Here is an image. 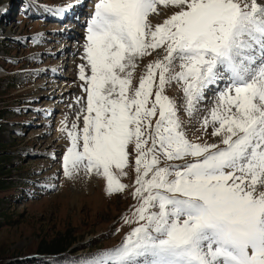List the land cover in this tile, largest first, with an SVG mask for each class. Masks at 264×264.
I'll list each match as a JSON object with an SVG mask.
<instances>
[{
	"label": "snow or ice",
	"instance_id": "6c2138e0",
	"mask_svg": "<svg viewBox=\"0 0 264 264\" xmlns=\"http://www.w3.org/2000/svg\"><path fill=\"white\" fill-rule=\"evenodd\" d=\"M158 6L179 10L153 24ZM86 41L64 175L95 172L121 192L134 152L138 204L124 219L137 226L73 264H264V0H98ZM173 81L189 116L217 89L201 128L218 143L188 139Z\"/></svg>",
	"mask_w": 264,
	"mask_h": 264
},
{
	"label": "rangeland",
	"instance_id": "374dc122",
	"mask_svg": "<svg viewBox=\"0 0 264 264\" xmlns=\"http://www.w3.org/2000/svg\"><path fill=\"white\" fill-rule=\"evenodd\" d=\"M72 2L75 0H0V264H73L85 254L121 244L137 226L124 219L138 204L132 194L136 172L131 147L128 174L119 177L127 185L121 192L109 194L106 179L95 172L64 175L63 156L70 140L61 131L62 122L70 128L86 103L79 65L86 64L87 24H79V17L88 16L79 11L78 19L71 14L66 22L50 16L54 6ZM178 10L158 6L159 14H152L150 20L162 23ZM71 26L78 38L68 33L56 35L57 30L69 32ZM60 45L70 49L64 58L58 51ZM163 55L164 50L158 49L138 61L134 85L147 63ZM61 61L68 64L64 69L71 76L68 91L57 98L47 95L43 86L55 80L52 69ZM173 67L179 71V60ZM165 92L176 101L188 139L219 142V137L210 135L211 127L207 133L201 128V120L215 103L216 88L197 103L191 116L184 110L186 98L180 83L173 81ZM80 97L84 100L77 103ZM53 112L63 114L58 140L45 125ZM79 126L83 127L82 116Z\"/></svg>",
	"mask_w": 264,
	"mask_h": 264
},
{
	"label": "bare ground",
	"instance_id": "6f19581e",
	"mask_svg": "<svg viewBox=\"0 0 264 264\" xmlns=\"http://www.w3.org/2000/svg\"><path fill=\"white\" fill-rule=\"evenodd\" d=\"M97 2H98V0H87V1L86 0H75V2L69 3L68 5H66L64 7H59L57 5V6H54L53 9L51 8L52 9V12H54V14L51 15L50 17L53 18V19H55V20H57V21H60L61 22L62 16L65 15L66 17H68L70 14L77 15L78 16V12L81 11V12L86 13V15L88 17H85V14H84V16H82V18L79 17V24L80 23L81 24H87V22L91 18V15L94 13L95 4ZM42 10L45 11L46 8H44ZM71 30H73V27L72 26L69 28V32L66 31V30H64V31L57 30L56 35L57 36H59V35L60 36L61 35L67 36V33H68L69 35L75 36V37L78 38V34L75 35V33L71 32ZM65 36H64V38H65ZM63 42L65 44H67L68 40H66V38H65V39H63ZM66 46L62 47V45H60V47L58 48V51L63 53L62 58H64L68 53H70V49L68 48V45H66ZM63 62L64 61H61L60 64H58L57 67H54V69H52L53 72L56 75L55 76V80H53V81L50 80L51 81V82L49 81L50 83L47 82L46 85L43 86L47 90V95H49V96H56V97L58 96V97H61L65 92L68 91L67 84H68V80L70 79V76L71 75H69L68 72H66V70L64 69V66H67L68 64L63 65ZM72 63H73V61H72ZM60 71H61V73H60ZM214 89H215V87H213L211 91H213ZM208 92L209 91H207L206 94H208ZM53 105H51V108L50 109L53 108ZM62 118H63V114L61 112L59 114H55V115H54V112H53L52 114L49 115V120H47V122L45 124L50 129L54 130L55 136L53 137V139H55V140L60 139V136H59V133H58L57 130L61 126ZM47 133L50 134V131H48ZM45 138L47 140V137L46 136L43 137V139H45ZM60 144H63V143H60Z\"/></svg>",
	"mask_w": 264,
	"mask_h": 264
},
{
	"label": "trees",
	"instance_id": "16d2710c",
	"mask_svg": "<svg viewBox=\"0 0 264 264\" xmlns=\"http://www.w3.org/2000/svg\"><path fill=\"white\" fill-rule=\"evenodd\" d=\"M1 188V187H0Z\"/></svg>",
	"mask_w": 264,
	"mask_h": 264
}]
</instances>
